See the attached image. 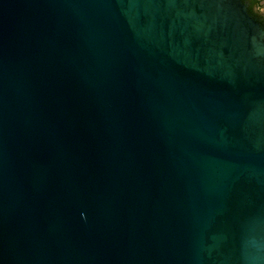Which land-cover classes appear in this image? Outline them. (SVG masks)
Instances as JSON below:
<instances>
[{
  "label": "water",
  "instance_id": "obj_1",
  "mask_svg": "<svg viewBox=\"0 0 264 264\" xmlns=\"http://www.w3.org/2000/svg\"><path fill=\"white\" fill-rule=\"evenodd\" d=\"M0 264H264L241 0H0Z\"/></svg>",
  "mask_w": 264,
  "mask_h": 264
},
{
  "label": "flooded vegetation",
  "instance_id": "obj_2",
  "mask_svg": "<svg viewBox=\"0 0 264 264\" xmlns=\"http://www.w3.org/2000/svg\"><path fill=\"white\" fill-rule=\"evenodd\" d=\"M264 0H241L248 15L259 24L264 31V12L262 11Z\"/></svg>",
  "mask_w": 264,
  "mask_h": 264
},
{
  "label": "rangeland",
  "instance_id": "obj_3",
  "mask_svg": "<svg viewBox=\"0 0 264 264\" xmlns=\"http://www.w3.org/2000/svg\"><path fill=\"white\" fill-rule=\"evenodd\" d=\"M262 11L264 12V1H263V8H262Z\"/></svg>",
  "mask_w": 264,
  "mask_h": 264
}]
</instances>
